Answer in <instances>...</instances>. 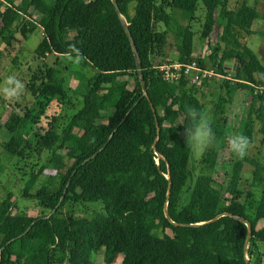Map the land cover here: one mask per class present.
Masks as SVG:
<instances>
[{"label": "trees", "instance_id": "obj_1", "mask_svg": "<svg viewBox=\"0 0 264 264\" xmlns=\"http://www.w3.org/2000/svg\"><path fill=\"white\" fill-rule=\"evenodd\" d=\"M249 1L229 8L228 0H116L139 54L147 99L111 0H0V42L6 47L16 34L26 40L40 26L34 13L47 14L45 48L68 55L75 45L86 58L83 67L95 71L82 94L69 95L54 67L33 73L27 84L43 108L53 99L70 103L78 98L81 104L63 124L51 117L37 151V156L46 154L45 161L23 192L51 215L17 211L10 192L0 199V264H114L118 257L120 264H264V160L224 157L220 188L206 174L218 164L232 94L250 97L243 135L251 140L256 122L264 139V64L244 38L255 34L252 28L261 14ZM199 2L205 15L198 39L203 43L214 33L218 50L209 59L216 73L230 72V77L213 111L215 146L200 160L203 172L194 175L182 132L190 110L203 111L199 90L184 77L164 81L152 56L173 34L176 61L201 66L192 56L195 32L177 22L178 16L195 20ZM226 61H235L238 68L228 69ZM26 145V139L13 135L4 149L24 159ZM245 165L251 167L252 186L259 189L251 214L240 188ZM67 202H101L104 212L90 218L59 215ZM236 217L250 222L249 235Z\"/></svg>", "mask_w": 264, "mask_h": 264}, {"label": "rangeland", "instance_id": "obj_2", "mask_svg": "<svg viewBox=\"0 0 264 264\" xmlns=\"http://www.w3.org/2000/svg\"><path fill=\"white\" fill-rule=\"evenodd\" d=\"M242 0H228V7L233 8L237 2ZM249 3H255L258 12L261 14L260 19L256 20L253 25L255 34L245 36V42L253 52L258 56L264 64V0H250ZM30 13L33 11L29 10ZM132 11H130V14ZM205 10L201 2L198 4V9L195 14V20L189 21L182 16H178L177 22L183 26H190L195 36L192 41V56L197 60H201V67L213 70L212 61L209 59L214 49L218 50L215 43L214 33L203 43L198 39L201 30V25L204 21ZM35 18L39 21L40 26L28 37L23 39L20 34H16L11 47H6L0 42V85L9 75H15L25 84V93L19 99L8 100L0 97V199L5 196L6 192L12 194L14 205L17 211H25L30 216L36 217L43 214L51 215L49 210L41 209L36 201L23 197V192L32 172L37 171L45 161L46 154L37 156V151L41 146L39 138L49 128V123L52 121V116L59 118L57 122L60 124L67 121V117L80 106V99H72L69 103L66 99L58 101L53 99L47 103L44 108L40 106V98L33 95L28 89V82L35 72L46 70V67H54L58 70L57 77L64 80V87L69 95H73V91L77 94H82L86 91V83L88 78L92 77L94 70L74 66L68 62L65 57L67 55L57 54L45 48L42 44L44 40L43 25L48 21V15L34 13ZM165 27L161 25L160 30ZM210 40V42H209ZM176 39L173 34L167 37L164 47L157 48L155 53L160 54L164 59L176 61L178 52L176 49ZM230 72L222 75H213L207 79V83L202 82L196 87L199 90L198 97L203 104V111L207 113L212 121L215 104L220 93H225L223 87L224 79L230 77ZM250 97L237 92L232 94V102L227 105L226 118L227 121L221 126L222 139L220 142V152L218 164L206 174L212 178V184L216 188H220L221 183L225 180V169L220 167V162L224 157L233 155L228 147V139L230 136L244 133L245 122L249 109ZM26 113L28 120H24ZM106 122L105 118L100 119ZM77 131V129H75ZM20 136L26 139V151L24 159L11 156L4 149V144L11 136ZM251 144L247 151L248 157L255 156L260 160H264V139L263 134L259 132V124H253V132L251 135ZM200 159L193 158L191 153L188 167L197 175L203 172ZM226 160V159H225ZM45 173L53 174V170L45 169ZM251 167L244 166L240 188L243 192L242 201L246 204L248 213L251 214L255 208L256 201L259 198V189L252 186ZM95 212L103 213L104 207L101 202H67L58 210V214L64 216L72 213L77 217L90 218ZM263 226V221H259L257 228ZM122 257H118L114 264H120ZM102 261V258H99ZM264 261V258H263Z\"/></svg>", "mask_w": 264, "mask_h": 264}, {"label": "clouds", "instance_id": "obj_3", "mask_svg": "<svg viewBox=\"0 0 264 264\" xmlns=\"http://www.w3.org/2000/svg\"><path fill=\"white\" fill-rule=\"evenodd\" d=\"M65 59L74 66H80L85 57L83 53L72 45L69 54ZM25 93V84L15 75H9L0 85V97L8 100L19 99ZM189 124L183 125L182 136L184 142L187 143L193 158L200 159L205 152L215 146L216 136L211 126V118L207 113L199 112L196 109L190 110L188 113ZM180 125V124H178ZM250 139L242 134L230 136L228 139V147L237 158H244L250 147Z\"/></svg>", "mask_w": 264, "mask_h": 264}, {"label": "built area", "instance_id": "obj_4", "mask_svg": "<svg viewBox=\"0 0 264 264\" xmlns=\"http://www.w3.org/2000/svg\"><path fill=\"white\" fill-rule=\"evenodd\" d=\"M152 61L160 78L170 83L177 82L184 77L197 86L201 85L204 79H208L213 75H222V73H216L214 70L201 67L196 61L184 63L166 60L158 53L153 54Z\"/></svg>", "mask_w": 264, "mask_h": 264}, {"label": "water", "instance_id": "obj_5", "mask_svg": "<svg viewBox=\"0 0 264 264\" xmlns=\"http://www.w3.org/2000/svg\"><path fill=\"white\" fill-rule=\"evenodd\" d=\"M111 1H112L113 5H114V8H115L120 20H121L122 26H123V28H124V30L126 32V35H127L128 39H129V42H130L131 47L133 49L134 57H135L136 65H137V70H138V74H139V81H140V84H141L143 95L146 96L147 99H150V97L148 95V92H147V87H146V84H145V81H144L143 73H142V68H141V63H140V59H139V54H138V51L136 49V46H135L134 39L132 37L131 31L129 29V24L126 22V19L122 16L120 8H119L116 0H111ZM225 66L228 69H234V68L237 69L238 68V64L235 61H226L225 62ZM151 107L153 108L152 103H151ZM159 131H160V129H159V127H157V132L159 133ZM168 179H169V177H168ZM170 188H171V186H170V180H169L167 199L169 198V195H170ZM165 214H166L167 218H170L168 212L166 211V209H165ZM218 217H220V215H217L211 221L216 220ZM236 218L239 219L240 221L244 222L247 225V229H248L247 233L249 235L250 232H251V224H250V222L247 221L244 218H240V217H236Z\"/></svg>", "mask_w": 264, "mask_h": 264}]
</instances>
